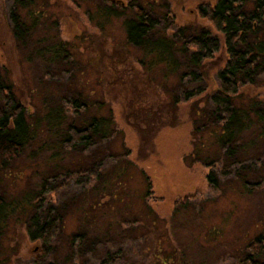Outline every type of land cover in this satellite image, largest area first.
<instances>
[{"label":"rangeland","instance_id":"rangeland-1","mask_svg":"<svg viewBox=\"0 0 264 264\" xmlns=\"http://www.w3.org/2000/svg\"><path fill=\"white\" fill-rule=\"evenodd\" d=\"M117 1L126 10L100 29L95 11L102 0H33L30 11L46 14L48 27L57 23L60 40L72 49V71L46 75L41 61L12 37L15 0H0V83L37 135L0 170V264H243L257 238V259L264 263V70L241 81L232 97L233 107L251 117V128L239 133L232 156L238 163L229 166L214 141L220 125L194 120L219 88L217 72L228 60L226 36L196 13L198 5L215 0ZM133 2L168 37L182 31L186 42L190 32L206 31L217 52L197 67L171 72L166 62L156 63L154 54L127 42L124 22L134 17ZM254 2L246 1L245 14ZM21 12L27 22L33 18ZM250 25L257 32L259 25ZM257 34L264 42V27ZM75 92L92 103L90 116L112 118L116 130L86 150H66L56 133L85 118L65 104L77 99ZM54 104L63 116L57 127L42 121ZM210 160H216L212 168L224 169L216 175L218 188L207 181L212 169L204 163ZM91 170H100L99 180L76 176ZM34 214L56 219L49 245L28 237Z\"/></svg>","mask_w":264,"mask_h":264},{"label":"trees","instance_id":"trees-1","mask_svg":"<svg viewBox=\"0 0 264 264\" xmlns=\"http://www.w3.org/2000/svg\"><path fill=\"white\" fill-rule=\"evenodd\" d=\"M246 1L215 0L210 4L202 3L196 9L201 20L207 21L216 31L226 36L228 60L217 72L219 88L212 95H207V107L204 109L208 110L198 111L197 119L194 120L197 122L201 117L202 120L209 119L211 124L220 125V134L214 141L230 158L229 166L238 163L232 159V156L236 153V139L239 133L251 128L248 124L251 117L247 112L233 107L232 97L236 95L241 81L249 80L258 70H264V42L256 41L257 33H261L264 27V0H255L254 9L248 14H245L243 10ZM14 4V9L9 14V20L12 37L17 47L27 55H31L32 58H38L43 64L42 68L46 71V75L53 73L62 75L72 71L69 67L73 59L72 49L67 42L60 40L57 23L53 22L54 28H50L52 24L48 27L46 14L35 16L28 8L33 4V0H15ZM132 5L135 6L134 17L124 22L127 42L135 48H141L149 54H154L157 58L156 63L166 62L172 68L171 72H174L176 67L183 65L190 68L197 67L203 60L211 58L217 52V42L209 37L206 31L201 30L194 35H191L190 32L186 42L183 41L187 38L182 34V31L168 37L166 31L158 28V22L149 16L141 5H135L134 2ZM21 10H26L25 14H32L33 18H30L29 22H27V16L22 19ZM125 10L126 6L118 3L117 0H102L95 11L99 18L97 26L103 29L110 22L108 20L111 17H118ZM88 16L89 19H92L91 14ZM252 22L259 25V28L256 29L257 32L252 29L250 25ZM36 34L39 35L37 39H35ZM174 54L175 60L172 58ZM167 55H170L171 59L167 58ZM183 56L187 60L182 61V64L178 59ZM261 56L262 59L259 60ZM181 76L183 77V75ZM8 91L9 89L0 83V103L3 105L2 108L0 107V170L16 159L34 136H37L27 123L23 115V108L16 105ZM75 93L77 99L66 100L65 104L76 113H84L85 118L80 121V124H71L65 131L57 130L56 133L62 147L66 150H86L92 144H101L106 141L112 134H115L116 130L113 131V127L110 125L112 118L90 116L92 103L88 98H82L80 92ZM200 93H202L201 89L190 92L186 94L184 101H188ZM177 101V97H174V104ZM49 107L42 121L45 124L60 126L63 118L60 113L61 106L57 107L54 104ZM87 117L89 119H86ZM197 123L194 128L195 133L199 132L201 128ZM215 162L216 160H210L204 164L205 167L212 169L207 175L208 183L214 188H218L216 175L220 177L224 169L223 166L217 170L212 168ZM101 175L100 170L76 173L77 177L87 176L88 179L93 178L94 180H99ZM43 189L47 193L53 191L50 185H45ZM188 201L189 198H185L181 203L185 204ZM4 205V201L0 197V217L3 215ZM56 231V219L52 218L50 214L43 218L34 214L28 220L27 234L32 241L38 240L45 246L49 245ZM261 247V241L258 238L254 240L249 245L252 250L251 254L245 256L243 264H264L257 259Z\"/></svg>","mask_w":264,"mask_h":264}]
</instances>
